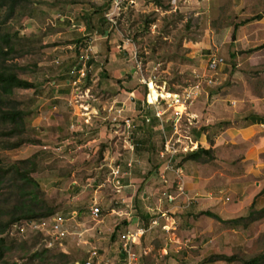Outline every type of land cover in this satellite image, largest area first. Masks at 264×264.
I'll return each mask as SVG.
<instances>
[{
  "label": "rangeland",
  "instance_id": "obj_1",
  "mask_svg": "<svg viewBox=\"0 0 264 264\" xmlns=\"http://www.w3.org/2000/svg\"><path fill=\"white\" fill-rule=\"evenodd\" d=\"M102 1L104 4L110 3V0H20L3 30H8L11 36L18 34L11 39L23 53L13 55L7 63L16 66L15 72L19 78L39 86V91L16 90L11 99L0 98V108L27 112L24 117L25 134L37 143L8 149L0 137V160L3 165H9L37 155L38 171L31 175L34 180L32 187L40 190L42 199L56 211L70 204L72 195L77 196L82 192L78 205L89 207L92 204V189L98 185L96 178L101 181V190L105 192V201H96L102 217H105L110 207L124 208V205H117L120 204L119 201L114 204L112 191H109L105 182L102 183L107 176V169L99 170L96 166L102 159L110 156L107 152L111 149L122 154L121 158L127 152L122 147L127 146L122 142V135H115L112 139L107 134L104 135L111 128V124L106 121V109L110 102L117 99L122 89L132 92V96L138 100L144 96L145 90L148 93L149 86L154 92L182 95L196 83L194 70H198L197 74L200 76L208 73L199 71L198 63L190 60L186 49V43L194 34L197 35L198 30L207 27V24L202 25L200 16H196L203 12L201 7L176 9L169 4L170 1L161 0L164 6H169L167 10H163L150 6L151 0H141L143 2L136 7L121 9L109 22L104 17L106 8L99 6ZM260 5L262 7L254 10V13L264 14V0H261ZM5 12V9L0 10V22ZM216 13L220 17L211 16L214 22L209 25L214 31L212 49L223 59V64L210 74L212 84L209 86L199 79L202 88L196 99L199 114L210 112L215 117L210 121L213 124L202 126L209 146L213 145L221 131L234 124L237 110L243 114L252 113L254 109L264 113V48L255 50L264 44V26L251 23L239 26L248 17H234L226 0H223ZM146 19L153 20L148 27ZM59 22L61 25L58 27ZM83 25L88 34L79 39L78 30L83 29ZM235 25L238 28L234 30ZM243 26L245 28L240 29ZM104 29H109L107 40H92L94 30L102 32ZM77 39L82 42L75 44ZM96 44L101 47L100 53L97 52L98 47L94 48ZM113 52L117 55L110 67L103 55ZM111 59L113 62V56ZM74 67L75 70L72 71ZM102 72L107 74L106 78L101 77ZM67 79H76V84L70 82L67 85ZM57 90L66 93L55 98L59 96ZM68 101L78 104L89 101L100 109L104 107L101 114L104 120L90 116L86 121H78V117L71 116L68 111ZM78 109L83 111L82 107ZM225 122H229L228 125ZM181 125L187 128L192 137L196 136L197 129L189 125L184 117ZM8 129L9 125L0 121V133ZM98 129L103 134L100 145H97L100 154L103 153L101 158L92 154L90 143L94 137H98ZM74 130L75 136L70 140L74 145L82 146V149H75L70 141L64 147L61 145L64 139L70 138L68 135ZM156 140L160 143L159 138ZM60 145L62 149L59 152L53 150ZM132 152L128 151L127 155L131 156ZM71 159L74 161L73 165L76 164L74 171H70L71 163L68 161ZM260 161L264 163V154L260 155ZM226 172L228 173V169ZM260 173L254 181L261 182L260 194L264 197V169ZM72 174L78 181L77 185L71 184L74 182ZM85 186L86 190L80 192ZM14 201L15 197L10 196L7 188L1 187L0 208L7 210ZM247 221L239 224L242 226ZM215 224H218L217 228L231 226L220 222ZM250 232L251 236L257 234L258 237L251 247L243 248V255L247 259L259 253L264 245V217L253 223ZM15 240H22L25 245H15L7 253L6 264H60L69 259L61 256L59 250L46 252L40 235L26 234ZM85 257V253L76 248L70 255V259L76 261H83Z\"/></svg>",
  "mask_w": 264,
  "mask_h": 264
},
{
  "label": "crops",
  "instance_id": "obj_2",
  "mask_svg": "<svg viewBox=\"0 0 264 264\" xmlns=\"http://www.w3.org/2000/svg\"><path fill=\"white\" fill-rule=\"evenodd\" d=\"M167 1H170L169 4L176 9L177 7H201L203 9V12H199L196 16H200L202 25L207 24V27L198 30L197 35L194 34L193 38L191 37L192 39L186 43V49L190 60L198 63L199 71L206 72L208 56L214 53L212 49L214 31L209 26L211 22H214L211 16L216 18L219 16L216 12H219L223 0ZM226 1L234 17L239 19L248 17L247 19H249L259 15L261 16L259 20L250 21L247 24L264 26V14L253 12L262 7L261 0ZM113 2L114 0H110V3L104 4L105 2L102 1L99 5L106 8L105 15L111 12ZM129 2L124 3L122 9L136 7L143 1L129 0ZM149 4L157 8L154 5V0H151ZM59 25H61L60 22L58 27ZM244 28L243 26L240 29ZM78 31H80L79 39L80 36L84 37L88 34L84 25L83 29ZM91 38L97 42L103 39L107 40L109 29H104L102 32L94 30ZM95 47H98V53L102 51L99 44H96ZM116 55L114 52L103 55L110 67L113 66ZM107 71H110V68H107ZM70 78L73 79V77ZM56 92H60V90ZM156 93L159 95L158 102L154 105H146L147 95L150 99V90L145 96L136 100L132 96V92L122 89L117 99H113L108 105L106 112L111 106L122 107L123 117L133 119L137 127L131 131L130 143H127L124 141L122 130L116 129L115 125L108 121L107 114L106 121L111 124V128L110 131L107 129L108 133L104 132V135L107 134L110 139L115 135H122V142L127 144V148L122 147L127 152H133L131 156L126 152L125 157L121 158L122 154L111 149L110 152H107L110 156L102 159V162H98L96 166V169L99 170L107 169V176L102 180V183L105 182L109 191H112L114 204L119 201L120 204L117 205H124V208L110 207L105 217L100 214L94 220L89 212L90 206L78 205L77 201L83 192L77 196L72 195L70 204L53 215L63 220L64 228L68 232L61 247L56 246L47 250L49 252L59 250L61 256L69 257L68 260L60 264H86L92 250L97 252V257L90 260V264H125L119 236L137 228L144 230L143 236L134 244V249L140 256L138 264H244L245 261L252 258L251 256L247 259L243 255L245 250L243 248L251 247L257 239V234L251 236L250 228L261 217L254 216L252 220H248L242 226L237 224L236 227L234 225L217 228L218 224L215 222H219L203 215V213L210 212L226 221L246 217L250 206H253L255 210L264 208V197L263 194H260L261 182L254 181L264 169V163L262 164L260 161V155L264 154V113L261 114L258 109H254L249 114H243L237 110L234 115L236 117L234 124L228 125L229 122H225L228 127L221 131L219 136L214 139L213 145L209 146L205 134L202 132V126L208 127L209 124H213L210 121L215 117H212L210 112L202 115L197 112L196 99L198 95L188 106L176 107V110L182 113V120L184 117L189 125L197 129L196 136L192 137L187 128H183L181 125L179 136L189 137L194 144V149L198 146L206 150L211 149L213 160L207 163H196L183 160V155L176 160L174 171H164V138L172 136L175 139L177 135H174L171 123L174 111L168 108L171 102L167 95L169 93L164 91H156ZM160 95L163 97L161 98ZM60 96L62 94L55 98ZM67 106L70 108L68 111L71 116L76 115L78 121L91 117L104 120L101 116L104 107L100 109L99 106L96 107L89 101L83 104L68 101ZM71 107L74 109L72 110ZM78 107H82L83 111L80 112ZM188 107H190V112ZM253 107H255L254 104ZM157 110L163 113L160 118L155 116ZM206 111L209 110L206 109ZM146 119L149 122H145ZM75 131L70 132L71 134L68 135L70 138L64 139V142L69 144L70 139L75 136ZM96 136L98 137H94L90 142L91 152L101 158L103 153L100 154L97 145H100V137L103 136L102 130L98 129ZM157 138L160 139V143L157 142ZM72 144L76 149L77 146L74 145V142H71L70 145L72 146ZM88 144L86 143V145ZM78 149H82V146H78ZM68 162L71 163L70 171H74L76 164L73 165V159ZM116 167L120 174L117 178L120 188L114 185L111 176L112 170ZM95 180L98 185L92 189L90 200L91 202L105 201V192L101 190L103 185L101 181H97L96 178ZM72 181H74L71 182L72 185H77L78 181L73 174ZM86 186L82 187L80 192L85 191ZM178 187L182 189V196L178 194ZM168 196L174 197L175 200L168 201ZM258 196L260 200H258ZM186 202L189 203L188 206L185 205ZM145 219H148V225L145 224ZM152 222H156V225H152ZM75 248L85 253L86 257L83 261L70 259ZM263 249L264 245L259 252ZM212 255L235 256V260L231 262L209 261L208 258Z\"/></svg>",
  "mask_w": 264,
  "mask_h": 264
},
{
  "label": "trees",
  "instance_id": "obj_3",
  "mask_svg": "<svg viewBox=\"0 0 264 264\" xmlns=\"http://www.w3.org/2000/svg\"><path fill=\"white\" fill-rule=\"evenodd\" d=\"M20 0H0V10L5 9V16L0 22V98L4 97L11 99L16 90H28L34 89L39 91V86L32 82L23 80L18 77L15 72L16 66H10L7 63L13 55L23 53V50L17 48L11 37L16 38L18 34H11L8 30H3L4 25L14 14L16 7L19 5ZM154 5L160 7L163 10H167L169 6H164L161 0H154ZM261 16L257 15L251 17L245 21L240 22L238 25H244L250 21L259 20ZM180 18H182L180 16ZM153 20L146 19L145 24L148 27L152 24ZM238 25L234 26V30L237 29ZM189 25H186L188 30ZM82 42L77 40L75 44ZM264 44L255 48V50L263 49ZM73 69V68H72ZM72 77V76H70ZM101 77L106 78L107 74L102 72ZM67 83H70L67 79ZM120 84V81H117ZM144 93V96L146 94ZM172 92V91H171ZM60 90L58 94H65ZM27 116V112L19 109H1L0 108V121L7 123L9 129L0 133L2 142L8 149H16L23 144H36L37 142L32 138H29L25 134L24 117ZM37 155L21 160L18 162L10 163L9 165H3L0 160V188L5 186L10 193V196L15 197V201L7 210L0 208V263L6 264L7 253L11 252L15 245L23 246L24 241L17 242L15 239H6V231L9 227L21 220H33L49 218L56 213V209L49 207L47 203L42 199V192L32 187L34 180L31 175L38 171V164L36 163ZM183 160L192 161L196 163H207L213 160V153L211 149H203L197 147L194 151L184 155ZM203 215L208 216L220 223L226 225H237L245 220H252L255 217L264 216V208L260 210H254L253 206L249 207L248 214L246 217H239L232 220H221L218 216L204 212ZM5 217V218H3ZM145 224L148 225V219H145ZM38 236V234H35ZM45 250V249H44ZM47 252V250H45ZM36 256V255H35ZM32 256V257H35ZM209 261L222 260L231 262L235 260V256L226 257L223 255H212L208 258ZM244 264H264V249L255 254L249 260L245 261Z\"/></svg>",
  "mask_w": 264,
  "mask_h": 264
},
{
  "label": "built area",
  "instance_id": "obj_4",
  "mask_svg": "<svg viewBox=\"0 0 264 264\" xmlns=\"http://www.w3.org/2000/svg\"><path fill=\"white\" fill-rule=\"evenodd\" d=\"M124 3H130L129 0H114L112 5L111 12H108L105 17L112 21L115 17V15L120 12L122 9V6ZM223 64V59L218 57L215 53H211L208 56L207 59V65H206V73L208 75H205V73L200 76L197 74L198 72L194 71V77L196 79V83L188 90H185L182 95H177L175 93L167 94L168 97L171 99L170 104L168 105V108L173 109L174 116L171 119L172 127L174 135H177V138L174 139V137L164 138L163 143V151H164V157H165V169L164 171H174L173 168L176 165V160L180 158V156H183L187 153H190L194 149V144L190 141L189 137H180L179 136V130L181 127V121H182V113L176 110V107L183 106L186 107L188 104L192 102V100L198 95V93L201 91V85L200 81H204V83L209 86L212 84L211 76L210 74L214 73L220 65ZM75 70V68L73 69ZM72 70V71H73ZM72 73V72H71ZM76 79L71 81L73 85L76 84ZM70 83V84H71ZM161 96V95H160ZM163 96H161L162 98ZM159 95H157L154 100L148 99V95L146 97V105H154L158 102ZM109 122L113 125L116 129H121L124 135V141L127 143H130L131 138V131L136 129V124L133 119L130 118H124L123 117V108L122 107H114L111 106L107 110ZM163 115V113L159 110L155 112V116L157 118H160V116ZM108 122V123H109ZM145 122H149L148 119L145 120ZM122 125V126H121ZM68 143L63 142L61 145H66ZM57 146L53 150L60 151L62 149V146ZM78 149V146L76 147ZM195 150V149H194ZM162 155V156H163ZM119 170L117 167L112 170L111 176L112 181L114 182V185L117 188L119 187V183L117 181V178L119 177ZM179 181V180H178ZM181 187V186H180ZM178 194L182 196L183 192L182 189L178 187L177 189ZM117 192H119L117 190ZM174 197L168 196V201H174ZM188 202L185 203L186 206H188ZM89 212L91 217L96 220L100 214L101 210L99 209L96 202H92L89 208ZM152 225H156V222H152ZM5 235L8 239H15V238H23L26 234H38L41 237V243L43 245V248L48 250L53 247H61L62 241L66 238L68 235L67 230L64 228V222L61 220V218H58L57 216H51L49 218H43V219H37V220H24V221H18L15 222L10 226ZM144 234V230L142 228H137L132 231H127L124 234H121L119 237L120 239V245L121 250L123 251V254L125 256V264H138L139 255L134 249V244L141 238ZM97 257V252L95 250H92L89 253V261L86 262V264H90V260L95 259Z\"/></svg>",
  "mask_w": 264,
  "mask_h": 264
},
{
  "label": "bare ground",
  "instance_id": "obj_5",
  "mask_svg": "<svg viewBox=\"0 0 264 264\" xmlns=\"http://www.w3.org/2000/svg\"><path fill=\"white\" fill-rule=\"evenodd\" d=\"M156 97H157L156 91L154 92L152 91V88H150V96H149L150 100H153Z\"/></svg>",
  "mask_w": 264,
  "mask_h": 264
}]
</instances>
